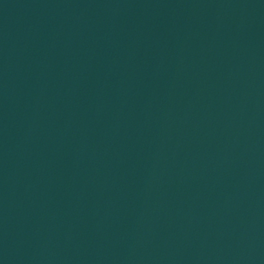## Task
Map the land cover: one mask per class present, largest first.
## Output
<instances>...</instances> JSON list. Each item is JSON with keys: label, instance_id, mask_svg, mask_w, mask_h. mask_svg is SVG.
Here are the masks:
<instances>
[{"label": "water", "instance_id": "water-1", "mask_svg": "<svg viewBox=\"0 0 264 264\" xmlns=\"http://www.w3.org/2000/svg\"><path fill=\"white\" fill-rule=\"evenodd\" d=\"M0 264H264V0H0Z\"/></svg>", "mask_w": 264, "mask_h": 264}]
</instances>
